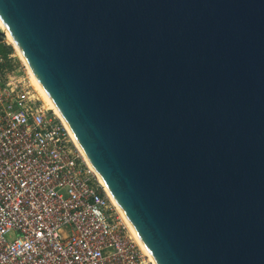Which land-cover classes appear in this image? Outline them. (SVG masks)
Returning a JSON list of instances; mask_svg holds the SVG:
<instances>
[{"label":"water","instance_id":"obj_1","mask_svg":"<svg viewBox=\"0 0 264 264\" xmlns=\"http://www.w3.org/2000/svg\"><path fill=\"white\" fill-rule=\"evenodd\" d=\"M0 17L157 264H264V0H0Z\"/></svg>","mask_w":264,"mask_h":264},{"label":"built area","instance_id":"obj_2","mask_svg":"<svg viewBox=\"0 0 264 264\" xmlns=\"http://www.w3.org/2000/svg\"><path fill=\"white\" fill-rule=\"evenodd\" d=\"M0 264H153L14 53L0 55Z\"/></svg>","mask_w":264,"mask_h":264},{"label":"bare ground","instance_id":"obj_3","mask_svg":"<svg viewBox=\"0 0 264 264\" xmlns=\"http://www.w3.org/2000/svg\"><path fill=\"white\" fill-rule=\"evenodd\" d=\"M0 29H2L3 31L6 32V39L11 43V45L15 48L16 52L18 53L20 59L23 61V63L25 64L26 68L28 69L31 77H32V83L34 85V87L36 88V90L38 92H40L43 100L46 101V104L48 106V109L50 111H52L55 115H57L62 121L63 123L66 125V127L70 130L72 136L74 137L75 143L78 145V147L82 150L81 146L79 145L77 139L75 138L72 130L70 129L69 125L66 123V121L62 118V116L59 114V112L57 111L53 101L51 100L47 90L45 89V87L43 86V84L40 82V80L37 78L36 74L34 73V71L32 70V68L30 67V65L28 64V62L26 61V59L24 58V56L21 53L20 47L17 44L16 40L14 39V37L11 35V33L9 32L8 28L4 25L1 17H0ZM83 151V150H82ZM84 153V152H83ZM96 171V169H95ZM98 178H99V182L102 185V187H104V189L107 191L113 205L116 207V209L118 210V212L122 215V217L125 219L126 223L129 225V228L131 229V231L133 232V234L136 236L138 242L140 243L141 247L143 248V250L150 256L151 262L153 264H157L152 253L150 252L149 248L146 246V244L142 241V239L139 237L133 223L130 221V219L128 218L124 208L116 201V199L113 197V195L110 193V191L108 190L105 180L103 179L102 175L96 171Z\"/></svg>","mask_w":264,"mask_h":264},{"label":"trees","instance_id":"obj_4","mask_svg":"<svg viewBox=\"0 0 264 264\" xmlns=\"http://www.w3.org/2000/svg\"><path fill=\"white\" fill-rule=\"evenodd\" d=\"M14 53V48L11 45H6L5 43H0V55L8 57L10 54Z\"/></svg>","mask_w":264,"mask_h":264},{"label":"rangeland","instance_id":"obj_5","mask_svg":"<svg viewBox=\"0 0 264 264\" xmlns=\"http://www.w3.org/2000/svg\"><path fill=\"white\" fill-rule=\"evenodd\" d=\"M6 45H11V43L5 38L4 42ZM12 46V45H11ZM14 48V47H13ZM14 55L16 57V62L23 67V69H27L25 64L23 63V61L20 59L18 53L16 52L15 48H14ZM28 70V69H27ZM40 93V92H39ZM41 95V94H40ZM42 97V96H41ZM45 101V100H44ZM46 102V101H45Z\"/></svg>","mask_w":264,"mask_h":264}]
</instances>
